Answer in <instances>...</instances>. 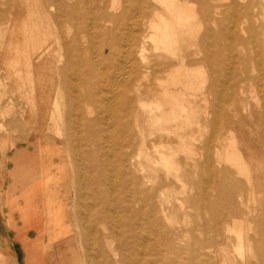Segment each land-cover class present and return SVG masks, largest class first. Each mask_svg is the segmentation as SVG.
Here are the masks:
<instances>
[{
  "label": "bare ground",
  "instance_id": "obj_1",
  "mask_svg": "<svg viewBox=\"0 0 264 264\" xmlns=\"http://www.w3.org/2000/svg\"><path fill=\"white\" fill-rule=\"evenodd\" d=\"M47 3L57 8V13L50 14ZM35 4L36 18L41 6L46 10L45 16L55 30V44L61 43L57 46L67 60L63 65L53 58L54 48L44 43L42 35L29 36V49L33 52L29 57L34 67L31 75L35 77L32 81L36 80L44 90L58 86L72 98L65 117V135L68 134L61 139L68 147L69 132L74 133L79 126L81 191L98 200L96 219L108 226L101 228L99 241L106 247L116 241L123 253L122 264H164L168 261L166 254L175 256L174 263L181 264L184 232L180 229L186 226L187 199L175 192L180 185L181 194L186 193L184 177L205 176L216 194L211 198L205 191L188 200L191 207L209 217L188 230V234L196 232L198 238L193 241L196 249L189 245L192 249L188 248L187 263L231 264L229 249L233 248L239 255L238 264H264V201H257L252 175L238 153L234 135L230 133L224 143L218 138L215 147L209 142L204 144L201 162L193 149L196 139L190 134L197 127V102L206 103L218 87L215 72L221 75L224 71L228 87L238 90L233 94H241L238 86L243 81L236 79L235 65L251 61L258 72L253 84L264 99V0H76L68 14L75 29L71 42L61 31L63 2L37 0ZM51 71L60 78L50 76L48 86L40 85ZM206 74L213 78V82L208 78L213 83L210 86L206 85ZM60 91L53 95L41 92L39 103L23 110L17 127L20 134L30 129L28 138L38 135L42 140L47 121H51L56 134L60 133L55 122L57 118L64 119L57 107L58 99L62 101L64 97ZM230 98L235 100L233 95ZM256 115L260 117L258 133L264 147V110ZM30 120L36 124L26 129L24 126ZM220 127L227 131L243 130L241 121L234 123L228 117ZM0 128L4 130V125L0 124ZM14 145L13 141L9 147ZM224 151L227 157L231 155L229 162L236 160V173L247 178L248 203L241 198L235 203V193L241 186L232 178L236 173L223 167L229 162L222 166ZM62 152L59 145L47 142L40 147L39 156L51 163L54 159L61 161ZM235 152L238 154H232ZM60 161L52 167L57 179L47 177L42 182L47 206L55 211L47 213V223L64 221L63 230L67 231L64 208L54 193L61 179L69 175L68 167ZM201 183L202 180L191 185L201 188ZM82 207L85 209L83 202ZM239 207L245 210L242 219L233 218L230 224V217L241 215ZM177 211L183 214L180 225L175 217ZM21 218L28 224L27 218ZM230 233H234L235 239H231ZM38 238L32 246L34 255L40 249ZM48 238L52 240L51 234ZM25 264H30L28 257Z\"/></svg>",
  "mask_w": 264,
  "mask_h": 264
},
{
  "label": "rangeland",
  "instance_id": "obj_2",
  "mask_svg": "<svg viewBox=\"0 0 264 264\" xmlns=\"http://www.w3.org/2000/svg\"><path fill=\"white\" fill-rule=\"evenodd\" d=\"M35 1L37 0H0V124L4 125V130L0 128V253H2V255L0 254V264H25L26 257H28L30 264H53L50 262L55 263L56 261H58V264H122L121 262H123V259H120V257L123 253L121 252V255L119 252L121 251L119 244L116 241H111V243H109L110 246L106 247L103 241H99L102 238L103 232L101 228H106L108 226L96 219L99 208L98 200L91 195H83L81 191V132H78L80 130L78 128L79 126L74 133L69 132L68 147H65L62 143L61 138L67 137L68 134L65 135L68 129L65 125L67 123L65 117L68 108H70L72 104V98L67 95L65 89L63 90L58 86L52 89L46 87L49 85L48 79L50 76L60 78L55 71L48 72L47 79L40 83V85L46 87L45 90L38 87L39 83H37L36 80L32 81V78L34 79L35 77L31 75L34 67H32L29 57L31 56L30 54H33L28 45L29 36L34 35L38 37L42 35V40H46H44V43L47 42L45 43L46 45L52 44L54 48V52L52 53L53 58L61 60L63 65L67 60V56H63V50L58 47L61 43L55 44V30L51 28V23L48 21V17L45 16L46 10H44L42 6L40 8L39 18H36V14H34L36 6ZM61 1L63 2L61 6V14H63V16L60 17L59 20L61 27H63L61 31L65 37H67V41L71 42L70 38L71 35L74 34L75 29L68 14L71 13V8L76 0ZM47 11L54 15L57 13L58 9L48 4ZM36 29H39L40 33H38ZM47 29L51 31L50 34H48ZM31 32L33 34H31ZM42 37L40 36L39 38L41 39ZM237 49L240 50V46H238ZM197 68V71L203 73V69H200L201 67ZM225 74L224 71L221 75L215 72L217 79L215 81L218 84L216 91L212 93V96L208 97L206 103L202 101L197 102V116L195 118L197 127L194 126L190 131L191 136L196 139L193 143V149L195 148L197 160L202 162L203 157L200 155H202V147L204 144L209 142L211 146L215 147L218 138H220L219 141L224 143V139L232 133L235 138L238 153H240L244 162L248 165V169L252 175V184H254L256 188L257 201L260 199L264 201V147L260 142V134L258 133L260 117L256 115H259V113H262L264 110V99L262 93L257 91L252 81L256 78L258 72L251 61L240 62L235 65L236 79L238 81H243L238 86L241 94L237 93L236 95L233 94V91L235 90L238 92V90L228 87ZM207 76L206 74V85L210 86L213 84V78ZM208 78H211L210 80H212V82ZM58 90H62L59 94L63 92L64 96L60 95V97H63V100L61 101L59 98L57 105V107L61 109V116H63L64 119L61 121L57 118L55 121L58 124L60 133L56 134V131L50 124L51 121H47L46 131L41 135L42 140L39 139L40 136L38 135H33L28 138L27 134H30V129L28 127L36 124V121L33 122L30 120L29 125L27 123V125L25 124L24 126L29 130L20 134L21 132L17 130V127L21 124L19 119L23 110H25V108L28 109V107L30 109L32 104L36 105L37 102L39 103L38 98L41 92L53 95V93L56 94ZM231 95L235 96L234 101L230 98ZM214 110H219L215 118ZM228 110L230 113H228ZM206 112L209 113L206 114ZM210 112H212V115ZM233 112H237L236 117L231 116ZM227 117L233 120L234 123L241 121L243 130L236 129L227 131L224 130L223 127H220V124L224 122ZM70 125H72L71 122ZM214 132L216 133L214 134ZM74 137L79 138L77 139L79 143ZM13 141L15 145L9 147ZM47 142L51 144L55 143L59 145L61 149H64V152H62L64 153L62 160L64 162L63 164L69 169L67 179H61L59 187L54 192L55 197L64 208L66 220L69 224L68 232L63 230L65 228L64 221L62 223L59 220V222H57L58 224L55 225L47 223V213L55 211L53 208L49 209L47 206L48 202L43 192L45 183L42 182V180L47 177L57 179L55 170L52 167H54V165H59L58 162L60 161L54 159V162L52 161L50 163V161H45V159L42 161L40 159L39 149L40 147L46 146ZM4 143L7 144L9 148H5L7 145L5 146ZM236 153L237 152L232 154ZM222 155V157H226V160L223 159L226 162H222L223 166V164H228V158L231 157V155L227 157L225 151L222 152ZM179 156L181 160H184L183 153H180ZM62 160L60 164H62ZM232 165H235V167ZM223 167H227L235 173L238 171V168H236V160H230L229 164ZM181 169V173H184L183 167ZM201 178L202 179L199 177H184L186 193L184 196L181 194L180 185H177L178 189L175 192L176 196L187 199L185 208L187 214L185 220L186 226L180 229V232L181 230L184 232V236L181 237L183 241L180 246V249L183 250L181 264H189L186 261L189 254L188 248H191V246L193 249L197 248L193 245V241L196 237L198 238V235L196 232L188 234V230L196 224H200L201 219L209 217V215L202 210L191 207L188 200L192 197L199 196V194L205 193V191L211 198L216 194V192L212 190L211 183H208L206 177L202 176ZM232 178L239 182L241 186V190L235 193V203L238 204L240 198L244 203H248L250 198L248 188L250 186H248L247 178L237 173L233 175ZM200 180H202L201 188L194 187V184L191 185L192 182L196 184V182ZM23 198H26L29 202V206L26 210L22 205ZM94 200L97 201V204ZM88 201L89 203L91 201V203L89 204ZM82 202L85 209L82 207ZM175 203L177 204V201H175ZM56 211L59 212V209L57 208ZM239 211L241 215L229 218L230 224L233 218L242 219L245 210L239 207ZM23 214L26 215L28 224L23 223L21 218ZM83 214L86 215L84 216ZM7 217H9V219ZM175 217L177 221H179L178 225H180V221L182 222L183 219L182 212L177 211ZM2 220L4 223H2ZM95 220L97 222L96 224L94 223ZM87 222L89 225H87ZM91 223L94 224V226ZM87 226L90 227V229ZM48 229H55L56 231L48 233ZM49 234H51L52 240H49ZM230 236L231 239H235L234 233H230ZM38 237H40V239ZM35 238H38L40 241L38 244L40 249L37 254L34 255L32 246L37 244ZM97 246L100 249H98ZM101 251L103 252L101 253ZM229 251L231 264H238V253L233 248H230ZM97 253L99 254L98 256ZM162 253L166 254L165 251H162ZM101 254L103 255L101 256ZM107 255L110 256V258ZM166 255L168 256V261L165 260L164 264H177L174 263L176 259L174 258L175 256ZM69 258L70 261H68ZM121 258L124 257L122 256Z\"/></svg>",
  "mask_w": 264,
  "mask_h": 264
},
{
  "label": "crops",
  "instance_id": "obj_3",
  "mask_svg": "<svg viewBox=\"0 0 264 264\" xmlns=\"http://www.w3.org/2000/svg\"><path fill=\"white\" fill-rule=\"evenodd\" d=\"M42 190H43V189H42ZM22 205L24 206V209H25V210L28 208V206H29V202H28V200H27L26 198H23V200H22ZM22 217H25V218H26V215L23 214Z\"/></svg>",
  "mask_w": 264,
  "mask_h": 264
}]
</instances>
